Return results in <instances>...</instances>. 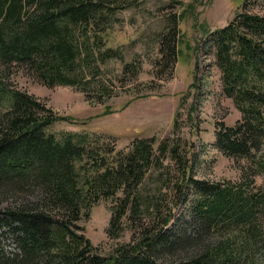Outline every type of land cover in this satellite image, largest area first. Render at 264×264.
Wrapping results in <instances>:
<instances>
[{
  "label": "trees",
  "instance_id": "trees-1",
  "mask_svg": "<svg viewBox=\"0 0 264 264\" xmlns=\"http://www.w3.org/2000/svg\"><path fill=\"white\" fill-rule=\"evenodd\" d=\"M255 3L242 0L207 37L222 93L240 112L232 125L216 120L213 144L245 160L242 176L197 178L184 162L167 183L177 190L169 197L155 172L167 155L180 159L181 146L165 138L154 148L149 136L124 149L87 132L55 135L47 128L66 117L11 82L22 70L50 87L75 86L88 102L117 95L139 67L124 63L118 86L105 78L104 63L123 60V51L104 36L131 1L0 0V202H16L0 211V264H264V184L254 182L264 176V14L249 8ZM180 35L171 20L156 37L158 75L175 64ZM110 112L107 106L103 114ZM148 177L155 186L146 189ZM100 200L110 203L108 237L131 230L109 255L97 252L79 224ZM184 201L186 215L176 221Z\"/></svg>",
  "mask_w": 264,
  "mask_h": 264
},
{
  "label": "rangeland",
  "instance_id": "rangeland-1",
  "mask_svg": "<svg viewBox=\"0 0 264 264\" xmlns=\"http://www.w3.org/2000/svg\"><path fill=\"white\" fill-rule=\"evenodd\" d=\"M130 1L131 6L118 12L120 21L104 36L107 45L123 51V60L110 59L104 63L105 78L116 81L114 84L118 86L115 76L121 73L124 63L134 62L139 67L137 78L128 75L127 83L117 95L102 104L88 102L75 86L50 87L22 70H16L11 75V82L45 102L54 113L66 117L47 128L55 135L62 131L87 132L110 137L117 148L124 149L134 138L149 136L156 138L154 148L165 138H169L165 139L169 144L181 146L178 147L181 158L167 155L162 167L155 172L160 180L161 192L169 197L177 195L176 189H166L169 179L177 174L178 164L184 162L190 166V174L197 178L239 179L245 160L227 156L213 144L216 120L232 125L240 117V112L231 98L222 93L220 70L214 63L207 37L243 8L242 0ZM249 8L264 14V0H256L255 4H249ZM171 20L177 24L181 34L177 47L179 54L171 70L165 68L158 75L154 62L160 53L155 39L167 31ZM137 91L148 95L134 97ZM107 106L112 112L103 114ZM254 182L263 185L264 176L256 175ZM144 186L146 189L153 188L155 183L148 177ZM191 196L188 194L189 199ZM13 201L0 202V211L16 203ZM188 204V201L180 202L174 209L176 221L184 218ZM109 206L108 200H100L89 209L88 217L79 221L83 234L96 246L100 255L115 252L116 247L128 242L131 235V230L125 229L117 237H108ZM12 247L6 245L5 249L9 251ZM157 261L163 263L160 257Z\"/></svg>",
  "mask_w": 264,
  "mask_h": 264
}]
</instances>
